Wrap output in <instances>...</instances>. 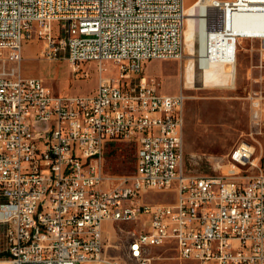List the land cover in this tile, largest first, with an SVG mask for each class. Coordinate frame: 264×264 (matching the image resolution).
<instances>
[{
  "label": "built area",
  "instance_id": "2783aa9c",
  "mask_svg": "<svg viewBox=\"0 0 264 264\" xmlns=\"http://www.w3.org/2000/svg\"><path fill=\"white\" fill-rule=\"evenodd\" d=\"M191 6L204 44L233 38L234 68L242 40L264 43L230 28L242 15L264 21V0ZM187 9L186 0H0V264H112L106 228L127 220L138 221L127 231L131 264H153L151 249L168 243L184 262L264 264L256 147L238 145L220 175H187V96L160 94L155 79L141 76L147 61L183 59ZM36 40L43 59L66 58L78 79L95 64V93L61 96L42 79L11 75L6 67L21 64L24 44ZM115 141L136 147L130 176L105 170L104 150ZM169 190L176 203L144 200Z\"/></svg>",
  "mask_w": 264,
  "mask_h": 264
},
{
  "label": "rangeland",
  "instance_id": "374dc122",
  "mask_svg": "<svg viewBox=\"0 0 264 264\" xmlns=\"http://www.w3.org/2000/svg\"><path fill=\"white\" fill-rule=\"evenodd\" d=\"M191 5L187 0L183 59L147 61L143 64L141 76L155 79L160 94L183 92L187 96L184 130V168L187 175L216 176L226 172L228 168L223 165H227L228 155L242 142L256 147L255 158L264 169V43L242 40L234 68L231 55L233 38L211 37L204 44L202 36L194 31V19L191 17L194 16V6ZM257 17L261 16H254L255 19ZM248 20L249 15H245L243 22ZM43 49L44 44L37 40L25 43L21 64L8 65L6 70L14 76L42 79L57 95L86 96L95 93L99 85L95 64L83 65L84 69L91 70L90 76L78 79L66 58L43 59ZM201 53L203 57L200 58ZM188 62L192 65L188 81L190 88L183 81V71ZM198 67L207 71L202 80ZM107 68L111 71L110 76L117 75L112 63H107ZM256 111L258 118H254ZM103 158L108 174L130 176L136 168L137 150L131 143L115 141L107 144ZM144 200L148 203H176L177 193L175 190L148 192ZM136 228L138 225L134 223L107 226L105 237L109 246L106 256L112 264H131L127 254L131 236L127 231ZM150 257L153 264H194L179 260L175 245L170 243L152 248Z\"/></svg>",
  "mask_w": 264,
  "mask_h": 264
},
{
  "label": "bare ground",
  "instance_id": "6f19581e",
  "mask_svg": "<svg viewBox=\"0 0 264 264\" xmlns=\"http://www.w3.org/2000/svg\"><path fill=\"white\" fill-rule=\"evenodd\" d=\"M244 17L245 15H242V16L237 17L235 20L234 25L238 27L236 29L239 32L238 34L248 35V34L256 33L257 35H264V23H262L263 18L257 17V19H255L254 15L253 16L251 15L249 16L250 20L243 22ZM254 19L257 20V22H254L255 21ZM242 24H243V27H241ZM116 223H134L138 225L137 220L116 221L115 224ZM131 246H132V239L130 238V240L128 241V245H127V254L130 258H131Z\"/></svg>",
  "mask_w": 264,
  "mask_h": 264
},
{
  "label": "crops",
  "instance_id": "0c3cea01",
  "mask_svg": "<svg viewBox=\"0 0 264 264\" xmlns=\"http://www.w3.org/2000/svg\"><path fill=\"white\" fill-rule=\"evenodd\" d=\"M187 1V0H186ZM197 0H188V3L189 4H194ZM231 30L238 34L239 32L236 30L238 27L235 26L234 24L230 27ZM228 43V42H227ZM198 69L201 70V80L202 78L207 74V71L203 68H200L198 67ZM191 72H192V65H190V63L188 62L184 68V71H183V81H184V85L187 87V88H190L191 87V83L189 84V77H191ZM229 72V71H228ZM210 74V73H209ZM196 78H197V73L195 75V77L193 78L194 81H196ZM192 80V78H191ZM192 80V82H193Z\"/></svg>",
  "mask_w": 264,
  "mask_h": 264
}]
</instances>
